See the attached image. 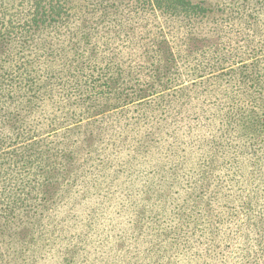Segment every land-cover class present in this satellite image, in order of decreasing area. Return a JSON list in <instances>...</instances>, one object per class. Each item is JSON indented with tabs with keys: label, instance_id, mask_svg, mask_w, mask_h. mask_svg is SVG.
Returning <instances> with one entry per match:
<instances>
[{
	"label": "trees",
	"instance_id": "1",
	"mask_svg": "<svg viewBox=\"0 0 264 264\" xmlns=\"http://www.w3.org/2000/svg\"><path fill=\"white\" fill-rule=\"evenodd\" d=\"M88 1L0 0V149L69 138L0 158V264H264V0Z\"/></svg>",
	"mask_w": 264,
	"mask_h": 264
},
{
	"label": "rangeland",
	"instance_id": "2",
	"mask_svg": "<svg viewBox=\"0 0 264 264\" xmlns=\"http://www.w3.org/2000/svg\"><path fill=\"white\" fill-rule=\"evenodd\" d=\"M19 0H14L13 3H17ZM21 1V0H20ZM28 5L30 6V3L32 0H27ZM81 1H87V0H74L76 4H78ZM125 0H90L86 2L83 6V11L77 12L75 9L73 11L69 10V19L65 22L66 28H69L71 30V27L73 24H77L83 29H86L88 27H95L94 31H90L92 33V38L91 40L94 42L96 39H98V34L103 33L106 30V27L102 26H107L106 22L101 23L99 21V16H96V14L93 15V13H96L98 11H101V8L104 7L106 8H111V13L117 16V12L115 6L117 7H123L124 9L128 6L125 5ZM45 2H50V0H45ZM12 1H9L8 4L10 5ZM26 2H23V9L26 7ZM86 6H88L89 9H86ZM89 10V11H87ZM25 14V12H23ZM124 14V11H123ZM22 20V19H21ZM150 21V19H148ZM159 22H164V19L159 16L158 19ZM176 23V22H170V25ZM66 28L64 30H66ZM97 37V38H96ZM65 37L63 36V39ZM136 61H132L131 63H136ZM90 119L83 120L82 123L84 124L85 122L89 121ZM77 124V123H76ZM75 124H71L69 126H72ZM68 126V127H69ZM67 126L65 127H60L57 128L56 130H52L50 132H45L39 136H36L30 140L27 141H20L15 144H11L8 146H4L3 148L0 149V158H9L8 160L14 159V158H54L56 154H58V158H60V154L62 151H65V139L67 141L69 140L68 136H61V131L64 130ZM255 127H258L255 125ZM264 130V126L262 127ZM57 134V136H55ZM70 137V136H69ZM31 147V148H30ZM7 154H3V153ZM52 155V156H51ZM26 156V157H25ZM51 156V157H48ZM1 160V159H0ZM7 165V164H6ZM25 168H23V177L25 178H31L32 173H24ZM19 174L18 170H11L7 166H3L0 169V176H6L5 179L7 181H10L14 178H16ZM24 179V178H23ZM27 180V179H24Z\"/></svg>",
	"mask_w": 264,
	"mask_h": 264
}]
</instances>
